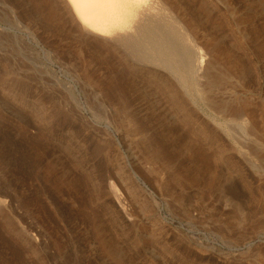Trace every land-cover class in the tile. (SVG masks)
<instances>
[{
  "label": "rangeland",
  "instance_id": "rangeland-1",
  "mask_svg": "<svg viewBox=\"0 0 264 264\" xmlns=\"http://www.w3.org/2000/svg\"><path fill=\"white\" fill-rule=\"evenodd\" d=\"M63 1L0 0V264H264V0Z\"/></svg>",
  "mask_w": 264,
  "mask_h": 264
},
{
  "label": "bare ground",
  "instance_id": "bare-ground-1",
  "mask_svg": "<svg viewBox=\"0 0 264 264\" xmlns=\"http://www.w3.org/2000/svg\"><path fill=\"white\" fill-rule=\"evenodd\" d=\"M57 1V0H56ZM61 1V0H60ZM63 1V0H62ZM140 0H67L66 1V6L68 5L67 4V2H69L70 3V5H71V9H73V10H70L72 13H74L73 15H76L74 18H77V19H79V21L83 24V27H86V29H88V30H90V31H92L93 33H94V35H95V33H97V34H114V33H117V32H119V33H121V31L123 30L124 32H126L127 30L128 31H134V30H129V26H131V27H133L135 24H134V22L132 21L133 20V18L134 17H136V14H137V4H138V2H139ZM145 1V0H144ZM143 0H142V2H144ZM148 1V0H147ZM152 1V0H151ZM154 1H156V3H157V0H154ZM153 1V2H154ZM160 1V0H159ZM162 1V0H161ZM160 1V2H161ZM64 2V1H63ZM142 2H139V5H141L142 6V4H140V3H142ZM149 2V1H148ZM148 2H146V3H148ZM153 2H151V3H153ZM159 2V3H160ZM163 2V1H162ZM161 2V3H162ZM53 3V2H52ZM150 3V2H149ZM56 4V3H55ZM64 4V3H63ZM145 4V3H144ZM163 5L165 4V3H162ZM149 5V4H148ZM151 5V4H150ZM149 5V6H150ZM156 5V4H155ZM157 5H160V4H157ZM166 5V4H165ZM164 5V6H165ZM65 6V7H66ZM140 6V7H141ZM145 6V5H144ZM64 7V8H65ZM68 7V9H69V5L67 6ZM143 7V6H142ZM156 7L157 6H155V9H156ZM161 7V6H160ZM165 7H167V6H165ZM7 8V7H6ZM57 8V7H56ZM55 8V9H56ZM145 8V7H144ZM151 8H152V10L154 9V6L152 7L151 6ZM159 7H157V9H158ZM162 8V7H161ZM63 9V8H62ZM148 9H150V7L148 8ZM156 9V10H157ZM163 9V12H164V10H166V9H164V8H162ZM57 10V9H56ZM151 10V11H152ZM159 10H160V8H159ZM58 11V10H57ZM64 11V10H63ZM68 12H69V10H67ZM74 11V12H73ZM139 11V10H138ZM142 11V10H141ZM144 11V10H143ZM65 12H66V10H65ZM153 12V11H152ZM167 12V11H166ZM149 13H151V12H149ZM63 14V13H62ZM61 14V15H62ZM64 14H66V13H64ZM70 14V13H69ZM140 14H141V12H140ZM162 14V13H161ZM137 15H139V14H137ZM143 15V14H142ZM158 15V14H157ZM165 16V15H164ZM163 16V17H164ZM67 17V16H66ZM161 17H162V15H161ZM138 19H139V17H137ZM146 18V17H145ZM152 18V17H151ZM136 19V18H135ZM165 19V18H164ZM140 20V19H139ZM139 20H135V21H137V22H139ZM143 20V19H142ZM156 20V19H155ZM167 20V19H166ZM165 20V21H166ZM149 21V20H148ZM159 21V20H158ZM62 22V21H61ZM64 22V21H63ZM72 22V21H71ZM77 22H78V20H77ZM80 22H78L79 24H81ZM131 22H133V26L131 25L132 23ZM147 22V21H146ZM157 22V21H156ZM136 23V22H135ZM142 23V22H141ZM142 24H144V23H142ZM152 24V23H151ZM155 24H157V23H155ZM73 25V24H72ZM78 25V24H77ZM147 25V24H146ZM145 25V26H146ZM158 25V24H157ZM160 23H159V27H160ZM82 26V25H81ZM142 26V25H141ZM68 27V26H67ZM137 30L139 29L140 31H142L141 30V28H138L139 26H134ZM155 27V26H154ZM157 27V26H156ZM164 27V26H163ZM134 28V29H135ZM143 28V27H142ZM146 28V27H145ZM151 28V27H150ZM70 29V28H69ZM68 29V30H69ZM149 29V28H148ZM158 29V28H157ZM160 29H161V27H160ZM88 30H86V32L88 31ZM136 30V31H137ZM138 30V31H139ZM151 30H153V27H152V29ZM155 30V29H154ZM153 30V31H154ZM128 31H127V33H128ZM157 31V30H156ZM124 32H122V33H124ZM129 32V33H130ZM158 32V31H157ZM79 33V32H78ZM91 33V32H90ZM121 33V34H122ZM135 33H137V32H135ZM151 33V32H150ZM155 33V32H154ZM96 34V35H97ZM118 34V33H117ZM130 34H132V32L130 33ZM138 34H139V32H138ZM146 34V33H145ZM153 34V33H152ZM162 34V33H161ZM120 35V34H119ZM123 35V34H122ZM121 35V36H122ZM125 35V34H124ZM122 36V37H125L126 36V38H124V40L123 41H126L125 39H127L128 38V35H125V36ZM132 35H134V34H132ZM146 35H148V34H146ZM145 35V36H146ZM90 36V35H89ZM83 37V36H82ZM85 37V36H84ZM97 37H99V36H97ZM102 37V36H101ZM113 37V36H112ZM111 37V38H112ZM115 37V36H114ZM113 37V38H114ZM116 37H117V35H116ZM119 37V36H118ZM136 37V36H135ZM112 38V41L111 42H116L115 41V39H113ZM121 38V37H120ZM139 38V37H138ZM151 38H153V37H151ZM160 38V37H159ZM105 39H106V37H105ZM108 39H109V37H108ZM132 39V38H131ZM147 39H148V36H147ZM154 39V38H153ZM161 39V38H160ZM87 40H89V39H87ZM119 39H117V41H118ZM133 40V39H132ZM136 40V39H135ZM140 40H141V38H140ZM152 40V39H151ZM150 40V41H151ZM110 41V40H109ZM121 42H122V40H120ZM137 41V40H136ZM141 41H143V40H141ZM147 41V40H146ZM92 42V41H91ZM95 42V41H94ZM93 42V43H94ZM148 42V41H147ZM152 42V41H151ZM153 42H155L154 40H153ZM119 43L120 42H118V43H116V44H118L119 45ZM134 44H136V43H134ZM143 44V43H142ZM112 45H114V44H112ZM121 46L123 45V42H122V44H120ZM133 45V44H132ZM139 45V44H138ZM146 45V44H145ZM144 45V46H145ZM110 46V45H109ZM143 46V45H142ZM166 47V46H165ZM164 47V48H165ZM100 48V47H99ZM98 48V49H99ZM135 49H136V47H134ZM162 48V47H161ZM102 49V48H101ZM108 49V48H107ZM138 49V48H137ZM142 49V48H141ZM146 49V48H145ZM171 49V48H170ZM167 50V49H166ZM102 51V50H101ZM168 51V50H167ZM128 52V51H127ZM139 52H142V51H139ZM166 52V51H165ZM118 53V52H117ZM163 53V52H162ZM167 53V52H166ZM169 53V52H168ZM110 54V53H109ZM114 54V53H113ZM165 55H167V54H165ZM170 55V54H169ZM165 57V56H164ZM167 57V56H166ZM115 68V67H114ZM116 69V68H115ZM114 70V69H113ZM115 71V70H114ZM116 74V73H115ZM115 74H113V75H115Z\"/></svg>",
  "mask_w": 264,
  "mask_h": 264
}]
</instances>
